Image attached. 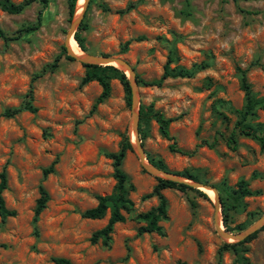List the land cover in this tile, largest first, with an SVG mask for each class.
Masks as SVG:
<instances>
[{"label":"rangeland","instance_id":"rangeland-1","mask_svg":"<svg viewBox=\"0 0 264 264\" xmlns=\"http://www.w3.org/2000/svg\"><path fill=\"white\" fill-rule=\"evenodd\" d=\"M129 2L133 6L120 12ZM39 7L40 1L34 0L20 13L0 10V28L14 34L34 22ZM82 20L83 52L120 58L134 77L158 78L168 56L170 67L202 66L190 77H167L160 86L136 85L138 103L174 118L169 133L178 147L194 148L192 154L170 152L169 141L151 118L140 124L139 141L145 157L161 160L167 171H186L215 190H233L239 179L245 180L258 194L242 197L229 210L226 226L220 205L216 217L229 232L251 225L264 211V145L237 135L231 150L224 138L243 103L235 67L246 69L257 98L264 95V0H89ZM69 24L65 0H47L36 29L13 40L0 38L2 197L5 207L15 212L0 220V264H53L54 256L73 264H234L230 250H223L217 260V249L225 241L216 232L212 195L205 189L198 190L206 197L191 189H162L166 216L158 224L164 235H136L143 224L136 214L157 204L155 196L142 197L157 176L140 165L131 147L121 162L133 186L127 194L131 210L122 212L123 222L113 224L107 246L100 240L89 242L109 211L99 219L80 213L95 205L96 195L113 188L111 160L104 153L117 151L123 136L132 139L130 108L120 81L110 77L108 96L89 111L100 86L95 80L80 85L84 67L62 53ZM56 56V67L32 82L36 111L4 116L5 108L21 103L32 75ZM251 122H264V106L255 109ZM201 140L214 144L197 145ZM53 160V171L43 177L42 169ZM39 185L47 200L33 223ZM187 198L196 202L194 208ZM240 247L249 264H264V230Z\"/></svg>","mask_w":264,"mask_h":264},{"label":"trees","instance_id":"trees-1","mask_svg":"<svg viewBox=\"0 0 264 264\" xmlns=\"http://www.w3.org/2000/svg\"><path fill=\"white\" fill-rule=\"evenodd\" d=\"M34 0H21L20 2H13L11 0H0V10H3L7 13H20L26 6L32 3ZM40 7L38 8L35 20L33 23L26 24L21 26L14 34H8L4 32L0 28V38L3 41H9L18 38L22 33H25L29 30L36 29L42 19V10L46 7L47 0H39ZM235 2V0H232ZM89 2V1H88ZM67 17L70 20L72 18L74 7L76 5V0H65ZM133 6V2H129L126 4L125 8L122 11H126ZM244 11V10H243ZM246 11V10H245ZM84 14V12H83ZM84 28L83 20L81 19L77 25L76 30L73 33V39L76 40V44L79 49L82 51L85 50L84 47V38L80 35L79 30ZM62 53L65 54V49L62 47ZM67 59H72L68 55L65 54ZM58 56H56L53 61L41 68L40 71L34 73L31 77L29 87L27 91L23 94L22 101L17 107L5 108L3 110V115L6 117H12L18 112L25 110L29 112H35L36 108L32 105V82L42 75L46 70H53L58 61ZM171 61V56H168L166 62L162 67V72L158 78L143 80L135 76L136 84H141L144 86H160L163 80L167 77H190L193 75L195 71H197L202 66H198L193 64L190 68H183L181 66H173L170 67L168 64ZM84 67V73L80 78L79 84L83 85L91 80H95L100 86V92L95 97L94 101L91 104L89 111H93L95 107L101 103L109 94V78L115 77L120 81L123 91H124V99L125 104L130 106V88L128 85V81L124 74L120 72L117 68L111 65H97V64H81ZM238 77L239 88L242 91V107L238 110H235L237 118L233 124L232 129L230 130L227 137L224 138L225 144L231 150H234L237 146V135H241L244 137H249L254 140L260 148L264 145V122H251L252 116H254L255 109L262 108L264 106V95L260 98L255 96V93L252 91L250 83L246 78V69H242L240 67H235ZM138 138L139 140L142 138L140 136V124L145 122L148 118L154 120L157 125L158 133L161 137L168 140L169 143L167 148L170 152L179 153L183 155H191L193 150H184L178 147L173 139V136L169 133L168 127L170 122L174 119L172 117L164 116L163 113L157 109H153L152 105L144 107L139 104L138 106ZM214 144L213 141L201 140L197 145H205L207 147H212ZM196 147V146H195ZM130 148V143L128 141L127 136H123L119 142V147L115 152H106L104 156L111 160L112 167V176L115 180L113 188L109 194L105 195H96V203L94 206L84 209L80 216L88 219H99L101 218L106 209L109 211L108 218L106 223L100 227L99 229L93 231L88 240L91 244L96 243L98 240L102 243V245L107 246L110 233L112 231L113 224L116 222H123L125 217L122 212H129L132 207V201L128 198L127 194L129 190L133 189L132 184L129 181L128 175L121 168V162L125 155V151ZM146 158L149 163L161 170H167L163 162L159 159H154L148 155ZM54 160L47 166L44 167L41 171L42 176H46L48 173L53 171ZM179 176H184L186 178L196 180V178L187 173L186 171H176L173 172ZM6 188V177L4 169L0 170V220L3 221L7 217L14 216V210L8 209L4 205V200L2 197V191ZM170 188L176 189L179 191H185L186 189H191L198 193L200 196L206 197L204 192H201L198 189L192 188L187 184L176 182L164 178L157 177L156 183L153 185L152 189L144 194L142 197H150L155 196L157 199V204L155 206L150 207L148 210L144 212H140L136 214V218L140 221H143V224L139 225L136 228V235H140L142 233H150L154 232L160 236L164 235V231L161 225L158 222L161 219H164L166 214V201L164 196L161 193L162 189ZM220 207H221V217L222 223L226 226V221L228 218V212L232 208L235 207L236 204L239 203L242 197L249 195L258 194L257 190H251L248 188L247 182L243 179H239L236 183V188L233 190L228 189H217ZM39 196L35 200L33 214H32V222L35 223L40 211L44 208L45 202L47 200V193L44 188L39 185L38 186ZM187 201L191 208L196 206V202L187 198ZM241 229V228H240ZM264 230V224L260 226V228L251 234L247 235L244 239L238 242L227 243L224 242L217 249V260L220 259L221 252L223 250H230L234 254V264H249L246 258L242 255L244 252V248H241L240 245L251 240L258 231ZM50 260L53 264H73L68 258L54 256L51 257ZM175 264H186L185 262H175Z\"/></svg>","mask_w":264,"mask_h":264},{"label":"water","instance_id":"water-1","mask_svg":"<svg viewBox=\"0 0 264 264\" xmlns=\"http://www.w3.org/2000/svg\"><path fill=\"white\" fill-rule=\"evenodd\" d=\"M89 0H83L81 11L79 14L75 15V7L74 12L72 15V18L70 19L69 27L66 30L63 46L66 52V55L71 57L72 59H75L79 61L81 64H97V65H112L116 68H121L125 73V77L128 81V85L130 88V130L129 135L132 136V139L128 138V141L130 143V147L134 150L136 153V156L139 160L140 165L148 172L155 174L157 177L181 182L184 184H187L188 186L195 188V189H207L212 192V202L213 206L215 208V229L217 234L227 243L232 242H238L242 239H244L247 235L251 234L252 232L258 230L260 226L264 224V211L258 217L251 225L244 228L241 231L238 232H229L224 228H220L219 223L217 221L216 212L220 205L219 195L215 188L208 184H203L201 182L186 178L184 176H179L177 174H174L173 172L167 171V170H161L153 166L151 163L148 162V160L145 157L144 150L140 144L139 138H138V106L139 103L137 101V94H136V81L133 74L132 69L124 62L122 59L117 57H111V56H105V55H97V54H91L83 52L79 47L77 48L80 51V54H75L68 46V41L70 38L73 39V33L77 28L78 23L82 19L83 12L86 8V5ZM74 40V39H73ZM75 41V40H74ZM76 43V42H75ZM77 45V44H76Z\"/></svg>","mask_w":264,"mask_h":264},{"label":"bare ground","instance_id":"bare-ground-1","mask_svg":"<svg viewBox=\"0 0 264 264\" xmlns=\"http://www.w3.org/2000/svg\"><path fill=\"white\" fill-rule=\"evenodd\" d=\"M82 3H83V0H76L75 15L79 14V12L81 11ZM75 41L72 38H70L69 41H68V46L75 54H80V51L77 48V45H76ZM205 190H207V189H205ZM207 192H208V194L212 195L210 190H207Z\"/></svg>","mask_w":264,"mask_h":264}]
</instances>
